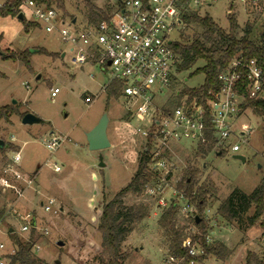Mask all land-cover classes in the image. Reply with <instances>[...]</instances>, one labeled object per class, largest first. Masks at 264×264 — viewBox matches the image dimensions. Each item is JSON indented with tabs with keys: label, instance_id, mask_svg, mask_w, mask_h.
Wrapping results in <instances>:
<instances>
[{
	"label": "rangeland",
	"instance_id": "rangeland-1",
	"mask_svg": "<svg viewBox=\"0 0 264 264\" xmlns=\"http://www.w3.org/2000/svg\"><path fill=\"white\" fill-rule=\"evenodd\" d=\"M5 1L0 0V6ZM92 2L104 10L115 4L112 0ZM65 6V13L57 9L68 23L74 18L77 26L87 22L86 0H66ZM21 9L25 21L32 26L30 31L24 29V22L18 16H0V48L4 54L32 52L30 68L20 59L0 55V108L7 107L10 112L9 120H0V140L13 144L4 153L0 152V242L5 246L0 254L7 256L5 264H9L12 250L16 252L11 228L14 229L13 235L26 241L35 227L32 248L35 257L50 264L57 260L61 264H88L89 257L95 254L94 248L102 244L98 209L125 187L137 171L147 140L134 128L143 123L127 112L124 95L111 93L108 86L111 76L107 71H103L98 63L73 65L70 45L58 32H48L45 26L33 20L27 7ZM199 10V15H209L227 31L230 25L228 15H235L240 25L239 35H243L245 27L250 25L253 27L251 38L259 41L264 26V2L252 8L220 0ZM201 32L198 24L183 23L170 36L173 41H184ZM40 48L48 53L39 52ZM202 64L200 61L197 66ZM194 70L175 72L180 90L204 83L205 74H194ZM38 75H41L40 79H37ZM56 87L59 92L52 96V89ZM87 95H93L91 103L85 101ZM105 112L110 117L108 136L112 146L92 151L86 132ZM25 113H34L45 123L23 124ZM261 120L246 109L233 121L235 129L252 130L239 141L241 149L238 153L211 151L203 156L194 146L177 147L174 152L179 168L169 181L176 188H161V197H165L167 207L159 205V195L150 196L145 186L141 192L124 198L125 206L148 205L150 208V216L136 224L123 243V250L128 253L124 264H171L166 261L167 244L159 218L170 206L172 198L178 200L180 208L185 206L181 193L187 188L183 181L191 169L198 170L195 190L208 191L203 215L207 217L211 243L223 242L233 251L224 260L209 256L196 264H245L249 250L264 252V227L260 223L253 227L244 223L239 229L237 224L230 226L217 217V207L235 188L249 194L264 179ZM54 136H68L71 140L53 152L46 147L45 141ZM17 151H21L22 156L18 169L28 181L31 180L30 185L14 181L5 171ZM235 154L245 156L246 160L234 158ZM101 162L106 165L100 167ZM55 163L62 166L61 171L54 170ZM174 190L180 194H174ZM49 198L56 201L52 211L42 207ZM193 206L197 209L196 205ZM252 213L253 210L247 216ZM27 214L35 218L36 225L31 223L29 230L22 231ZM192 217L179 213L177 219L180 227L187 228L188 235L199 232Z\"/></svg>",
	"mask_w": 264,
	"mask_h": 264
},
{
	"label": "built area",
	"instance_id": "built-area-1",
	"mask_svg": "<svg viewBox=\"0 0 264 264\" xmlns=\"http://www.w3.org/2000/svg\"><path fill=\"white\" fill-rule=\"evenodd\" d=\"M112 1L115 4L111 7L108 19L100 23L87 21L80 26H77V21L68 23L55 7L33 0H27L22 6L28 8L33 20L45 26L48 32L57 31L61 39L70 45V61L73 65L98 63L111 76L109 87L115 82L119 83L117 90L127 98V112L143 123L134 129L147 140L146 146L151 157L149 165L156 175L155 181L146 183V192L150 196L159 195V205L167 207L168 202L165 197H161V188H176L169 181L179 168L174 152L177 147L194 146L199 149L212 146V152L218 153L240 151L239 141L250 135L252 130L234 127L245 100L238 85L242 83L244 69L249 80V96L257 97L264 86L263 70L255 59L248 62L234 59L219 76L221 87L209 93L212 96L208 101L209 110L204 106L196 107L195 100L189 101L188 96L179 97L180 89L175 78L179 59L173 50L170 35L183 24L185 12H200L201 7L220 0ZM229 2L231 5L241 3L256 8L264 0ZM57 92L58 87L52 89V96ZM93 99V95L85 97L87 103ZM70 140L68 136H54L47 139L45 145L54 152ZM21 159V151L15 152L5 171L14 180L30 185L31 180L28 181L18 169ZM61 169L62 166L55 163L54 170L59 172ZM174 194L179 195L180 192L174 190ZM181 198L186 204L179 207L180 214L194 216L197 209L189 203L184 193H181ZM55 204V199L49 198L42 207L52 211ZM24 218L27 223L21 229L27 231L35 218L31 214ZM198 233L191 234L185 241L188 255L192 258L188 264H196V258L205 255L204 246L193 238ZM206 241L211 243L212 236L207 234ZM4 249V244L0 242V250ZM11 253L14 254L15 249ZM6 258V255L0 254V264H5ZM166 261L184 264L185 258L167 255Z\"/></svg>",
	"mask_w": 264,
	"mask_h": 264
},
{
	"label": "trees",
	"instance_id": "trees-1",
	"mask_svg": "<svg viewBox=\"0 0 264 264\" xmlns=\"http://www.w3.org/2000/svg\"><path fill=\"white\" fill-rule=\"evenodd\" d=\"M27 0H6L0 6V16L16 15L22 12V5ZM36 3L44 4L48 7H56L66 12V0H33ZM88 11L87 21L100 23L108 19L111 7L107 10L97 7L92 0H86ZM229 30H225L209 15L201 16L198 12H185L183 14V23L198 24L201 27V34L195 35L190 40L173 41L172 47L176 55H178V71L191 70L195 68L193 73H204V83L196 88H184L180 90L179 97L188 96L189 101L195 100V106H204L209 110L208 101L212 98L209 94L211 91L221 87L219 76L226 71L234 59H241L248 62L251 59L257 60L259 66L263 70L264 75V26L260 33L259 41L251 38L252 26L247 25L243 35H239L240 25L235 15L229 14ZM24 22V29L30 31L31 24ZM36 51V50H35ZM39 52L48 53L46 49L40 48ZM31 51L26 50L22 54H4V57H12L13 59L22 60L27 67H31L30 57ZM202 61L203 64L197 66ZM249 80L247 72L243 69L242 83L238 85L241 94L245 100L241 104V109H250L254 115L262 120V131L264 137V86L262 92L257 97H250L248 91ZM119 83L111 85V93L119 96L117 86ZM9 110L7 107L0 108V120H9ZM129 116H127L128 118ZM13 147V144L0 146V152L4 153L6 149ZM203 156H207L212 151V146L200 147L198 149ZM224 153V152H222ZM221 153V154H222ZM149 147L146 146L141 152L137 171L130 182L123 187L112 199L106 201L101 208L98 209L100 222L98 231L102 234V244L94 248L95 254L89 257L88 264H124L128 258V253L123 250V243L128 236L134 231L136 224L142 222L150 216V208L148 205L125 206L124 198L131 193H139L142 191L146 183L155 181L156 175L150 167ZM198 170L191 169L184 178V184L187 188L184 190L185 197L189 203L196 205L197 212L201 218L199 222L193 216L192 220L198 228L199 233L193 238L198 240L205 248V255L196 258L197 262L214 256L218 260H224L229 257L233 251L225 243L216 241L207 243L206 236L209 234L208 223L203 215L206 208L207 190H195V178ZM179 188L182 189L181 186ZM253 210L250 216L248 213ZM180 213L177 200L170 201V206L164 209L159 218V225L163 230L166 244L167 255L184 257L185 263L188 264L192 259L188 255L185 241L190 235L186 233L185 227L178 225V216ZM217 217L221 218L226 224L233 226L237 224L239 229L243 228L245 223L248 227H253L260 223L264 227V179L249 194L235 188L228 198L223 200L217 207ZM191 218V217H190ZM186 219V218H184ZM187 221V219H186ZM35 226V225H34ZM29 240L23 241L18 236L12 234L16 252L9 256V264H50L45 260L39 259L33 255L32 248L34 245V233ZM185 230V231H184ZM55 264V263H51ZM245 264H264V252L249 250L246 255Z\"/></svg>",
	"mask_w": 264,
	"mask_h": 264
},
{
	"label": "water",
	"instance_id": "water-1",
	"mask_svg": "<svg viewBox=\"0 0 264 264\" xmlns=\"http://www.w3.org/2000/svg\"><path fill=\"white\" fill-rule=\"evenodd\" d=\"M18 18L21 20L24 19V13L20 12L18 15ZM76 19H73V22H75ZM35 50V49H34ZM33 50V51H34ZM0 55H4V52L0 48ZM63 56H65V53H63ZM41 75L37 76V79H40ZM23 124L26 125H33V124H43L45 121L39 117L38 115L34 113H25L22 117ZM110 122V117L108 115V112H105L99 122L88 132H86L87 141L89 145V149L92 151H101L107 148H110L112 146V143L110 141V138L108 136V126ZM4 141L0 140V146H3ZM220 154V153H219ZM234 158L240 159L242 161H245V156L241 154H235ZM106 164L104 162L100 163V167H104ZM194 217L196 218V221L199 222L201 220L199 214L196 212L194 214ZM33 225H36V222L33 221ZM14 229L11 228L10 232H13ZM60 245H63L62 242L59 243ZM55 264H61L60 260H57L54 262Z\"/></svg>",
	"mask_w": 264,
	"mask_h": 264
},
{
	"label": "crops",
	"instance_id": "crops-1",
	"mask_svg": "<svg viewBox=\"0 0 264 264\" xmlns=\"http://www.w3.org/2000/svg\"><path fill=\"white\" fill-rule=\"evenodd\" d=\"M62 56H63V54H62ZM221 154V153H220ZM9 175V174H8ZM11 176V175H10ZM11 178H12V176H11ZM13 179V178H12ZM14 180V179H13ZM14 181H16V180H14Z\"/></svg>",
	"mask_w": 264,
	"mask_h": 264
}]
</instances>
